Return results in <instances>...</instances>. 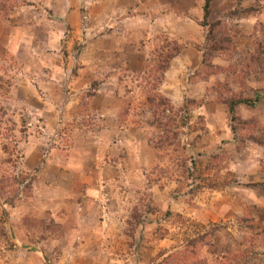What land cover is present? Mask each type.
<instances>
[{"label":"rangeland","instance_id":"rangeland-1","mask_svg":"<svg viewBox=\"0 0 264 264\" xmlns=\"http://www.w3.org/2000/svg\"><path fill=\"white\" fill-rule=\"evenodd\" d=\"M202 5L0 0V264H159L201 235L193 261L264 264V148L239 140L264 136V0H212L215 53ZM223 85L262 95L235 112L256 127L231 121Z\"/></svg>","mask_w":264,"mask_h":264},{"label":"trees","instance_id":"trees-1","mask_svg":"<svg viewBox=\"0 0 264 264\" xmlns=\"http://www.w3.org/2000/svg\"><path fill=\"white\" fill-rule=\"evenodd\" d=\"M238 2V4H240L242 2V0H236ZM211 2L212 0H203V5L201 7V11H202V18L200 21V26H202L203 28L206 29L207 31V35H206V43H208V47L211 53H215L218 50H228V46L229 44L227 43L225 37L221 36L220 38H218L217 34H222L223 30L226 28L225 25H223L222 22L217 21V22H210L209 21V17H210V12H211ZM255 10L250 8V9H242L241 7H238L237 9H235L234 11H231L229 13L231 18H240L244 15L250 14L252 12H254ZM175 45V44H174ZM261 46H259L257 52L255 55L251 56V61L252 63L255 64V67L257 69L260 70V73L262 72V70H264L263 63H262V59H259V54L262 51V49H260ZM179 47H174L175 53H178L179 51ZM172 58L171 55H165L163 57H159V60L163 62V67L160 65L161 70L165 69L166 67L164 66L167 61ZM162 75L159 76L158 79H161ZM98 83L97 82H92L91 86L93 88H97L98 87ZM224 88V95L221 97V99L219 100L220 104H222L224 107L227 108V113L229 118L231 119L232 122H236L238 123V125L240 127H242L243 131L248 130L249 126L252 125L253 127H256L257 124L254 122V119H250L248 122H245L243 120H239V118L235 115L236 109L241 106H249V107H254V105L258 102L259 98L262 97V95L260 94H255L253 98H246L242 95V93H238V94H234L232 93V91L229 89V87L227 85H223L222 86ZM157 88V85L154 86V89ZM155 98L158 100V104L157 107L158 109H160L159 107H164L166 109H169L170 111H172V108L170 107L169 101L167 99H165L164 97H162L161 95H156L153 96L151 98H148V102L154 103ZM191 103V102H190ZM194 106L192 105L190 108H193ZM163 113L165 111H162ZM234 130V127L232 126V131ZM171 133V134H170ZM170 134V137H169ZM179 135L176 132H171V131H165L163 133L162 136V142L171 144L169 142V140L171 139L172 144H174V141L178 140ZM240 145H244L247 142H252L255 143L256 145H258L261 148H264V136H254L252 134L249 135H241L240 136ZM262 172H264V168L261 169ZM9 177H6L4 175L0 176V193L4 191L5 187H3V184L5 182H7ZM12 205L13 202H12ZM134 218L137 221H139V216L134 215ZM30 221L29 218H25L24 222L28 223ZM32 224H34V226L38 229H40L41 234L46 233L47 231H49L52 227H53V223L49 222L47 225H45L44 222H38L36 220L31 221ZM212 233H209V236H211ZM206 235H201L197 238H192V239H188L186 241V243L184 244L183 249L181 250V252H179L178 254H173L170 257H165V259H163L161 261V263L159 264H209L208 260L206 257L203 258L202 261L198 262L197 258L193 261V258L196 257L200 252L201 249L203 248V246H211L208 241H205ZM210 250V249H209ZM211 251V250H210ZM216 251V250H214ZM218 252V251H216ZM211 255L212 257H214L212 254H208ZM210 261V260H209ZM216 261H220L221 262H227V264H242L243 261L240 258V256L238 257L237 255H231L229 256V258H219L216 257ZM228 261H230V263H228Z\"/></svg>","mask_w":264,"mask_h":264}]
</instances>
